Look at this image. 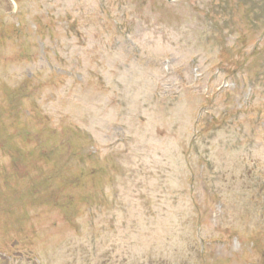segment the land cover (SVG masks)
Returning <instances> with one entry per match:
<instances>
[{"label": "rangeland", "instance_id": "obj_1", "mask_svg": "<svg viewBox=\"0 0 264 264\" xmlns=\"http://www.w3.org/2000/svg\"><path fill=\"white\" fill-rule=\"evenodd\" d=\"M0 264H264V0H0Z\"/></svg>", "mask_w": 264, "mask_h": 264}, {"label": "trees", "instance_id": "obj_2", "mask_svg": "<svg viewBox=\"0 0 264 264\" xmlns=\"http://www.w3.org/2000/svg\"><path fill=\"white\" fill-rule=\"evenodd\" d=\"M26 140H27V137L23 136Z\"/></svg>", "mask_w": 264, "mask_h": 264}]
</instances>
